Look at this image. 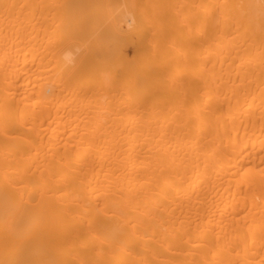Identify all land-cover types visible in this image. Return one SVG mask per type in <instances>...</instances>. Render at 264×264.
<instances>
[{"label": "bare ground", "instance_id": "obj_1", "mask_svg": "<svg viewBox=\"0 0 264 264\" xmlns=\"http://www.w3.org/2000/svg\"><path fill=\"white\" fill-rule=\"evenodd\" d=\"M0 264H264V0H0Z\"/></svg>", "mask_w": 264, "mask_h": 264}, {"label": "rangeland", "instance_id": "obj_2", "mask_svg": "<svg viewBox=\"0 0 264 264\" xmlns=\"http://www.w3.org/2000/svg\"><path fill=\"white\" fill-rule=\"evenodd\" d=\"M76 42H77V40H76V37L75 38H73ZM73 39H71V41L70 42H72L71 44H76V42L73 40ZM69 41H67V43H66V46L68 45H71L70 44V42L68 43ZM72 47H73V45H71ZM74 49H75V47H74ZM126 50H128V53H129V55H132L133 54V50H132V48L130 47V46H127L126 47Z\"/></svg>", "mask_w": 264, "mask_h": 264}]
</instances>
